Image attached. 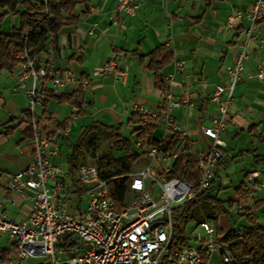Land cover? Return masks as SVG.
I'll return each mask as SVG.
<instances>
[{
    "label": "crops",
    "instance_id": "obj_1",
    "mask_svg": "<svg viewBox=\"0 0 264 264\" xmlns=\"http://www.w3.org/2000/svg\"><path fill=\"white\" fill-rule=\"evenodd\" d=\"M16 1L17 11L22 12L25 0ZM26 1L37 4L45 0ZM78 1L79 4L72 11L73 20L58 31L53 46L49 40L44 52L40 53L41 62L50 67L54 76L67 78L69 81L59 95L53 96L50 94L51 84L42 81L39 98L47 102L46 114H43L42 106H38V114L35 109L40 130L53 136L57 151L51 162L61 168L63 174L60 182L64 188L70 192L81 191L67 163V156L71 154L79 136L92 125L99 123L119 128L129 125L135 127L140 118L144 120L145 114L157 116L158 125L161 123L162 91L156 87L154 73L148 69V55L160 46L172 55L171 61L160 72L167 92L176 99L182 89L187 87L195 107L192 112L184 106L173 109L171 117L188 133L193 150L207 145L208 142L201 136L198 127L208 126L210 117L216 111L210 96L215 85H227L222 68L231 65L235 59L238 32L249 28V21L244 14L249 10L252 0H134L140 4L135 16L120 14L116 25L113 20L117 0ZM239 13V20L228 26V18ZM19 23V16L13 17L6 8H0V33L9 34L12 29L19 27ZM251 34L254 41L247 48L244 68L255 74L258 69L264 68L259 48V43L264 42V19L255 25ZM109 61L115 62L116 69L125 73L124 78L114 77L112 74L107 78L92 76L94 70ZM16 69L7 73V88L12 92L22 91L14 88ZM166 79H169L168 84L165 83ZM81 80H87V86H82ZM78 92L87 105L76 115L70 104L58 103L56 97L71 96ZM0 100L2 107H6L7 102L1 93ZM135 107L139 113L133 112ZM22 111L24 109L20 113ZM18 116L11 115L0 121V132H4L6 127L14 128L7 136H0V200L3 201L2 209L6 216L15 222L29 213L30 196L28 193L20 196L8 191L4 178L25 170L33 151L31 139H24L22 135L27 124L15 119ZM12 119L15 120L10 123ZM65 121L66 128L62 129ZM78 124H83L84 127L79 129ZM17 129L21 135L14 141L16 155L8 156L1 149L7 148V139ZM155 131L153 138L159 141L162 134L157 139ZM74 133L78 137L72 144ZM221 139L225 147L222 149L220 162L213 169L215 181L218 170L226 164L224 158L228 154L231 157H227V161L238 165L236 173L243 176L235 187L245 181L250 171L264 170V162L259 161V165L254 162L255 157L264 159V83L241 76L230 105V122ZM2 158L7 162H1ZM82 160L80 156L77 166L83 163ZM223 188L220 183L217 191H222ZM79 194L69 199V213L85 209V198ZM232 199H236L234 193ZM253 203L255 207L252 213L257 222L264 225V188L254 194ZM6 238L8 239L7 236ZM1 252L4 258L12 254L13 248L12 252L6 249ZM34 260L36 259L26 261Z\"/></svg>",
    "mask_w": 264,
    "mask_h": 264
},
{
    "label": "built area",
    "instance_id": "obj_2",
    "mask_svg": "<svg viewBox=\"0 0 264 264\" xmlns=\"http://www.w3.org/2000/svg\"><path fill=\"white\" fill-rule=\"evenodd\" d=\"M139 7L134 0H117L113 24H117L120 14L134 17ZM240 16L239 13L229 17L227 25H233ZM244 16L249 21V28L238 32L235 59L231 65L222 68L227 85L214 86L210 100L216 111L208 126L198 127L207 145L188 150V133L171 117L172 110L182 106L189 112L194 111L189 89L184 87L176 99L169 92H162V136L159 141L168 140L172 146L163 148L158 145L141 150L146 164L128 175V192L120 209H117L109 188L111 179H105L93 164L81 163L76 167L74 179L81 187L80 192L67 191L60 182L63 172L51 162L57 151L53 136L40 130L35 108L42 105L39 98L42 81L51 84L50 94L53 96L60 94L69 79L54 76L50 67L41 62L40 54L23 52L21 64L16 69L14 88L24 92L28 100L27 110L33 116V151L27 168L6 176L4 181L8 191L20 196L28 193L31 208L22 220L15 222L6 216L0 200V234L8 237L14 255L13 259H6L8 264L39 258L43 264H203V254L210 258L215 253L221 264H232L227 248L218 245L214 227L207 220L198 223L200 233L195 236L193 245L189 243L186 247L170 250V244L177 223L174 212L207 190L214 178L213 169L225 147L221 135L230 122L229 108L241 76L264 83V68L255 74L244 68L247 48L254 41L251 33L264 19V0H252ZM259 48L264 60V42L259 43ZM111 74L125 77L113 61L92 72L93 77L99 78ZM168 81L166 79L165 83ZM80 84L87 86L88 82L82 80ZM72 112L75 113L76 109L72 108ZM133 112L139 113L138 108L135 107ZM146 116H157H143L145 124L156 128L158 122L153 123ZM136 147L139 148V143ZM184 155L196 157L199 177L195 183L171 177L174 163ZM244 184L248 202L238 203V209L251 211L254 209V194L264 188V170L250 171ZM78 193L85 198V209L69 213L68 201Z\"/></svg>",
    "mask_w": 264,
    "mask_h": 264
},
{
    "label": "trees",
    "instance_id": "obj_3",
    "mask_svg": "<svg viewBox=\"0 0 264 264\" xmlns=\"http://www.w3.org/2000/svg\"><path fill=\"white\" fill-rule=\"evenodd\" d=\"M23 11H17L18 3L16 0H0V8H6L9 15L15 17L19 16V27L12 29L9 34L0 33V72L3 70L12 71L21 64V55L24 51L31 55L40 54L44 52L47 42L50 40L51 45L56 39L58 31L67 23L73 20L72 11L77 4L78 0H55L49 2L45 0L37 4H30L26 0L23 1ZM148 57L150 63L148 69L154 73L155 85L162 92L167 91L164 85V79L160 75L162 68L172 59V55L166 48L160 46L152 51ZM82 80L80 81V83ZM58 103H68L72 108L76 109L75 114L81 113L84 106L87 104L82 98L80 92L71 96H58L56 97ZM43 114H46V100L42 101ZM32 114L26 109L18 116V121H24L27 127L22 132L24 139H32L31 119ZM147 119L153 123L158 122V118H151L146 116ZM15 119H12V123ZM9 123V124H10ZM62 129L66 128L67 121L64 122ZM137 129L133 130V134H136V143H139V149L142 150L145 147H153L162 145L163 148H171L172 146L168 140L158 141L153 138L155 127L149 124H145L142 118L137 122ZM4 132H0V136H7L14 128L6 127ZM100 130L107 135L118 145L119 150L123 152V155L118 159L112 157L102 158L96 161V167L99 173L105 179H111L109 184L110 191L115 200L117 209L122 207V203L128 192V175L132 173L133 169L141 163L145 164L146 160L144 155L135 152L129 143V141L121 138L119 134V127L104 126L96 123L90 128L85 130L78 138L77 143L73 146L72 152L67 159V163L70 165L72 174L76 172L77 161L81 156V143L91 133H95ZM97 143H95V146ZM187 149H192V146H187ZM222 155V150H221ZM221 160V159H220ZM217 162L216 165L220 162ZM259 161L264 162L261 157H255V165H259ZM111 162H116L120 169L113 174H105L102 171L103 166L110 165ZM171 177H177L188 182L195 183L199 177V171L197 169V160L195 156L184 155L176 160L173 166ZM215 178L211 181L210 187L204 192L200 193L195 199L185 203L180 209L174 212V217L177 223L173 227L172 241L170 244V250H177L189 245L188 241L182 237V229L178 222L186 221L194 218V211L200 204H207L210 207L212 217L211 221L216 222L218 217L222 214L229 215V213L235 209L238 210V203H246L247 190L244 182L240 183L233 189L235 200L229 199L223 201L216 196H211V190L214 188ZM220 192V191H218ZM225 206L228 208L225 209ZM255 207V206H254ZM239 218L245 220L244 226L238 228H231L226 233L214 225L215 237L219 246L226 247L232 264H264V225L257 222L256 217L250 211H243ZM197 219V218H196ZM198 222L207 220L203 219ZM66 239L68 237H65ZM203 264H208L209 258L206 255H202Z\"/></svg>",
    "mask_w": 264,
    "mask_h": 264
},
{
    "label": "rangeland",
    "instance_id": "obj_4",
    "mask_svg": "<svg viewBox=\"0 0 264 264\" xmlns=\"http://www.w3.org/2000/svg\"><path fill=\"white\" fill-rule=\"evenodd\" d=\"M8 71L3 70L0 72V93L2 94V97L4 100H6V107H2L0 111V121L3 119L9 118L12 116H18L20 114L21 110H26L28 107V100L26 96L24 95L23 91H16L12 92L10 89L7 88V80L9 77H7ZM36 113H39V107L36 106ZM36 114V115H37ZM229 115H230V108H229ZM79 129H82L81 127H84L82 124H78ZM137 125L134 126H123L119 130V134L121 138L129 141L131 144L133 150L137 152L138 154L141 153V150L136 147L135 141H136V134H133V130H136ZM162 124L160 123L155 131V137L157 139H160V136L162 134ZM19 135H21L20 131L17 129L16 133H14L11 137L7 139V148L1 149L2 153L7 154L8 156L16 155V145L14 143L15 140H18ZM75 137L72 138V144L75 143L77 140L78 134H73ZM95 143L97 145L95 146ZM4 148V147H3ZM64 153V152H63ZM64 155V154H62ZM123 155V152L119 150L118 145L107 135L106 133L97 130L95 133H91L88 135L83 141H82V151H81V158L83 159V163L93 164L96 165V161L102 158L106 157H112L113 159H118ZM227 157H231V154H228L225 159V166H223L221 169L218 170L217 173V179L213 185V189L211 190V196H216L218 194V197L223 200L227 201L229 199H232L233 197V187L237 185L238 182L242 180V174L236 173V168H238V165L231 164L229 161H227ZM7 162L5 159H1V162ZM146 164V162H145ZM142 166L141 163H139L132 172H135ZM120 169V166L116 162H111L108 166H103L102 171L105 174H113L116 171ZM222 184L224 188L222 191L218 192L217 186L219 184ZM228 207L225 206V209ZM243 212V209H233L229 215L222 214L218 217L217 221H211L212 213L210 210V207L207 204H200L194 211L193 215L194 218L188 219L186 221L178 222L179 226L181 227L183 231L182 237L190 243V245L194 244L195 236L200 233V230L198 228V220L208 219L210 220V224L212 226L218 225L220 229L223 230L224 233H226L231 228L235 227L238 228L239 226H244L245 220L242 218H239L237 214H241ZM197 218V219H196ZM177 222V221H176ZM10 250L12 252V246L10 245V242L6 238V235H0V264H8L6 259H13L14 255L9 254L2 258V250ZM13 264H43V260L41 258L36 259L34 261H18L14 262ZM208 264H221L220 258L217 253L213 254L209 258Z\"/></svg>",
    "mask_w": 264,
    "mask_h": 264
}]
</instances>
